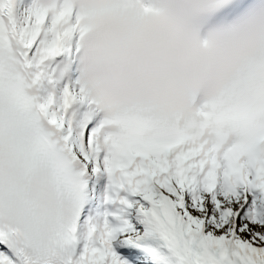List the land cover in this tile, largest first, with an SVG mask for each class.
Segmentation results:
<instances>
[{
    "label": "snow or ice",
    "instance_id": "obj_1",
    "mask_svg": "<svg viewBox=\"0 0 264 264\" xmlns=\"http://www.w3.org/2000/svg\"><path fill=\"white\" fill-rule=\"evenodd\" d=\"M0 264H264V0H0Z\"/></svg>",
    "mask_w": 264,
    "mask_h": 264
}]
</instances>
